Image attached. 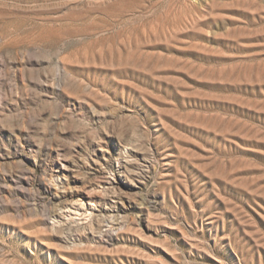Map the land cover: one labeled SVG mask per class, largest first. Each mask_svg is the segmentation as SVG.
I'll use <instances>...</instances> for the list:
<instances>
[{
    "label": "rangeland",
    "instance_id": "374dc122",
    "mask_svg": "<svg viewBox=\"0 0 264 264\" xmlns=\"http://www.w3.org/2000/svg\"><path fill=\"white\" fill-rule=\"evenodd\" d=\"M0 264H264V0H0Z\"/></svg>",
    "mask_w": 264,
    "mask_h": 264
},
{
    "label": "bare ground",
    "instance_id": "6f19581e",
    "mask_svg": "<svg viewBox=\"0 0 264 264\" xmlns=\"http://www.w3.org/2000/svg\"><path fill=\"white\" fill-rule=\"evenodd\" d=\"M95 207L93 200L88 197L87 203L76 204L73 210L69 208V212L64 215L65 219L69 224L89 227L94 218Z\"/></svg>",
    "mask_w": 264,
    "mask_h": 264
}]
</instances>
